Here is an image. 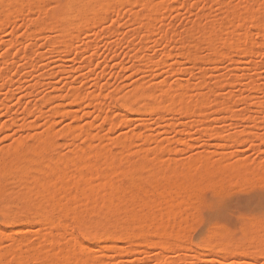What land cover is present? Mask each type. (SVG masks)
I'll return each instance as SVG.
<instances>
[{"label": "rangeland", "instance_id": "1", "mask_svg": "<svg viewBox=\"0 0 264 264\" xmlns=\"http://www.w3.org/2000/svg\"><path fill=\"white\" fill-rule=\"evenodd\" d=\"M45 1L46 0H44V2ZM51 2L52 0L46 1V3L49 4ZM132 2L133 0H125V3H132ZM169 2L170 0H156L154 2L156 6L150 8L149 10H146L143 14L138 12L135 8H131V7L124 8L123 5H121V7L118 10H114V12L112 13H108V14L104 13L105 16L115 15L118 18H122L124 27L123 29H117L116 31L106 30V34L102 33L100 36L96 34L97 33L96 21L89 23L90 25L86 29L82 28L86 26L79 25L81 26L82 29L81 31L79 30L80 33H76V34L78 35L80 34V35L78 36L74 32L75 36L79 37V38L77 37V39H75V41L76 40L77 41L74 42V44H76L74 47L76 48L74 50L73 47L72 48L73 51L71 49V53L68 52L70 53L68 55H66L67 53H65L64 51L62 52L63 49L65 50L63 45L51 46L50 41H53L57 37V30H55L53 26L52 28L51 26L44 27L41 29L42 31H40L39 29H36L37 28L36 23H29L28 20L26 19V18H30L31 16H39L40 17L39 21L41 22L50 21V19H48L49 15L54 10L50 11V13H48L49 11L47 10L39 12V10L36 11L37 9H35V11H30V9L32 8H26L25 7L26 5L24 4L23 10L21 9L22 14L16 12L18 14L14 15L13 12L14 9L12 10V8H10L12 7V5L6 7V9L0 13L1 18L4 19L0 22V68L1 66L3 68L4 65L5 66L8 65V67L11 65V68L9 67L11 70L9 69L10 72H7V70H3V71L1 70L3 73L0 71L2 73L0 74L2 75V77H4L1 78L0 76V84L1 82L4 83L3 82L4 80L9 81L7 82V84L5 81L4 86L2 84V87H0V129H3V131H0V151H2L3 148L9 147V145L12 144L15 141V139H18L19 137H26L29 134L41 133L45 129V127L51 122V120H53L55 123L54 131L55 133H58L56 134L55 137L57 143L56 151L60 149L59 153L58 152L56 153H58L57 156H59L60 158L62 156H64L63 158H66L65 155L68 154L69 156L70 153L72 154L71 150L74 149L73 148L74 146L71 145L72 143L71 138L64 133V128L70 126L71 124L73 125V127L77 126L78 128L77 127L75 128L81 129L80 131L78 130V132L81 133L82 131V136L84 134L83 129L84 131L91 129V131L90 130L89 131L91 132L92 136L88 137L90 139H87L86 138L87 136L85 137L79 136V138H77L79 140L76 142H78L77 144L80 145L86 144L89 151L90 149L93 151L91 153L94 156L100 155L99 159H103V157H101L103 156V154L104 157L105 155L108 154L111 155L112 157L111 162L113 163L110 167L111 172L112 170H114L113 166L116 168L119 167L117 168V170L115 169L116 172L118 170H122L124 167L123 164L124 162H126V159L124 160L121 159L124 162L119 161L120 159H117V161H115L117 156L114 157V155H118L117 158H119V155L121 156V158L128 156L127 157L128 160H134V159L142 160V157H144L143 153L146 154V151L151 149L150 150L151 152L147 151L148 154L150 153V157H151L154 154L153 153L151 155L152 152L159 150L158 148L155 149L154 146L160 144L163 147H165L163 150L166 151L165 154H163L164 156V158L162 157L163 160L160 159L162 162L159 161L161 162L160 164L162 165L157 164L158 160L155 159L152 160L150 158L152 161L149 160V163H147L148 161L144 163L143 168L146 169L150 168V170H154V168L156 169L158 167L157 169H160L161 166L163 167V162L167 163L168 161L171 164L174 163V165H178L177 163H181V164L184 163L186 165L191 158L199 156L201 154L206 155L207 153H209V155L207 156H210L209 158L211 159V161L212 160L215 162L224 161L223 163H225L224 165H226V167L225 166L224 167L226 169L227 168L231 169L235 165L234 164L235 161L238 159V163L236 162V165L238 164L240 168L241 167L248 168L247 170H245L247 172L248 171L251 172L253 170L252 172L253 174L255 173L254 174L255 177L253 175L252 177H250L252 172L247 175L248 176L247 179L244 177L247 181L244 178L236 179L234 177L232 180L231 178L229 179V177L226 180L227 178L226 177L223 180V182L220 183L223 185H220L219 183L215 184L214 180L213 182L210 181L212 182L211 187H209L210 186L209 181H206L207 183L204 181L203 183L205 184L203 185L202 183L201 189L197 191L198 194L196 193L197 197H195L196 195L194 194L192 196V198H194V200L193 199L192 200L194 201L195 205L192 203L193 201L192 202L190 201V204L192 203L193 207H191L192 205H189L187 208L183 207L184 209L180 207V210H182V215H184L185 213L186 214L190 213L189 210L192 208L190 214L182 216L184 217L183 219H185V216H188V218L186 217L187 221H185L186 220L185 219L184 222L182 221L183 219L181 218L180 219L181 224H179L180 225L179 228L183 226V228L187 229V227H185L184 224L188 222L189 225L186 224V226H189V228L187 229L188 231L183 229L185 231L183 232L182 230L181 235L183 236V234H185L183 236L184 238L181 236L179 238L172 239L167 245V249H163L155 245L154 247H150L143 243L137 242L138 240L136 239H134L135 243L133 246H126L124 245L123 241L122 240L120 241L119 239L115 241V243L113 242L112 244L106 242L103 238H102L103 240L100 239L98 241L91 242L88 240L87 236H85V233L81 229L82 224L79 221H77L76 223L74 220L70 218H66V219L63 218V221L65 220L64 221L65 224L69 225V223L75 222L73 224L72 223L70 224L71 225L70 228L69 227L57 228L54 229L51 234H48V232L49 231L51 232V230H48V227H46L47 229L42 227L41 228L42 234H46V235H37L36 230H38L37 228L38 226L36 227L35 225L32 228L31 227L24 228L21 225L13 226L11 230L12 233L9 232L8 236L10 235H11L10 237H12V235L13 237L19 236L22 239H24L23 238L24 236L26 237L24 239V241L26 240L25 241L26 243H24V241L22 243L19 238H18L19 240L15 239L16 240L15 242L22 243L21 249L24 248L28 249L29 248L28 246H31L35 248L37 251H44V253H46L52 248L54 247L56 248L58 244L61 243L63 244L64 242L66 243L71 237V230H72V233L74 234L73 236H77L78 242L81 241L85 243L84 246L82 245L80 246L79 244H75V242L73 243L74 241L73 237L72 240L70 239L71 243H73L72 245L75 244V248L77 249L79 254L83 255L84 253H86V255H88L89 253H93V252H94L93 254H95V257L94 256L91 257L92 259L86 258V260L85 259L82 260V258H80V260H82L81 262L78 260L80 264H143L144 260H148L150 264H155L157 258L159 259L160 262H162V264L163 262H167V264H171V262H178V264H264V255L260 256L257 247L256 248L244 247V249H246V253H242L238 255L237 253L236 254H234L233 252L231 253V251L230 253H228V251L227 253L226 251L224 253V250L223 251L221 250L217 253V256L213 258L212 256L210 257V253H211L210 248H212L216 244H219L221 241H223L221 243H224L227 246L230 245L229 247L232 248L231 250H233L236 247L234 246L235 243L233 239H235V241L240 243L244 242V240H247L246 235L235 234L236 227L238 224V212L239 209L241 208V205L238 202L234 201L232 207L227 212L225 213L216 212L210 206L212 200L216 197V193L222 192L226 196L227 191L230 188H233L237 184L246 185V183L248 184V182L250 183L251 181L252 182L255 181V183L258 184L260 181L259 179L260 173L259 176H257L259 172L257 171L259 168V156L258 154L256 156L257 163H253L250 152L244 150L245 145L248 142V130L242 128V125L245 122L239 116L240 114L235 111L236 102L235 101L231 102L233 111H227L226 113L222 112L221 113L222 115L220 114L219 110L217 111V108L219 109V107L221 106L218 104V102L222 101V103H224L223 100L227 101L226 97L228 98V96L230 97L234 96V91H233L234 85L240 88L246 87V85L242 80L241 74L248 72L247 59L243 54L237 53L239 54V56H237V54H235L236 56L232 55V57L236 58V61L232 60L233 61L232 62L228 60L227 64L225 65L222 62L227 60L228 58L225 57L224 55L209 58L208 57L210 53L209 44L213 43V39H214L213 33L216 32V26L217 24L220 23L217 13L213 12L212 9L209 8L205 13L199 14L194 17L192 13L187 9H176L174 11L172 7L167 6ZM212 2L216 3V0H212ZM220 2H224V0H220ZM256 2L258 4V0H256ZM11 12H13L14 18L11 17L13 16ZM227 12L228 11H226L225 8L219 9V13L224 16H227L229 14ZM49 24H51V21L49 22ZM204 29H206L205 32L199 33V30L202 31ZM76 31H78V29ZM59 33L60 32L58 31V35ZM188 34L191 35L190 41L187 40L189 39ZM173 40L175 43L173 42ZM183 42H184L183 46L184 45L187 46L186 44H189V42L193 44L198 43L199 46L196 49L197 61L195 62V64L189 63L187 56L178 55V53L181 52L180 48L182 45L181 43ZM58 47L59 49H57ZM245 47H247V45H245ZM36 49L38 51H36ZM6 50H9L8 51L9 55L7 54L5 55ZM34 50L36 54L38 52L37 55L39 56H37L34 53ZM219 51L221 53H224L220 49ZM230 52L231 51H229L228 54ZM232 53H236V52H232ZM7 56L9 57L11 56L10 57L11 60ZM149 59L154 60L155 63L159 64V66H157V64H155L154 61L150 62ZM177 59L181 60L180 64L176 62L178 61ZM5 60L8 61V63L5 62ZM148 61L151 64L150 63L148 64ZM85 64L87 65L89 64V65L87 66ZM8 67L4 69H7ZM151 69L153 70L152 72H150ZM252 71L253 72L258 71L255 65L252 66ZM4 72L10 74L9 75L6 74L5 76ZM7 75H8V79H7ZM147 75L150 76V78L154 82L153 84L152 83L149 84L150 87H148L149 86L148 80L150 79L147 77ZM142 76L143 78L144 77L148 78V80H145L146 78L144 80L145 83L147 82L146 87H148L152 92L156 88L157 89L161 88L157 86V84L159 83L160 85V82L167 78L168 81L167 80L166 81L169 83L168 84L169 86L170 84L174 85L175 82L178 81H181L183 82V84H185V87L182 90H180L179 93H183L187 95L188 100H190L191 97L192 99H195L199 95L206 94V98L204 100V105H203V111L205 110V114H199V112L197 113L195 112V116H194V113H191V115L190 113L189 114L183 113L182 111L179 110L180 106L178 107L180 103L176 99H174L175 101L178 102L176 105H172V103L174 102L168 100V105L170 102L172 105L170 106L171 107L170 110L169 107L167 108L165 106L166 109H164V107L163 108L159 107L160 109L158 108L152 110L150 112L144 113L143 115L138 114L136 112H131L133 114L132 116L130 111H128V109L121 106L122 105L121 103L124 94L125 96L126 95L128 96V94L130 95L131 92L135 90L133 89L134 86L135 88L137 86L135 84L137 82L139 83L141 79H142L141 81H143V78H141ZM201 77L205 78L206 83L203 81L204 78L202 79ZM201 79L204 82L203 85L205 84L204 86H200L201 84L199 85L200 82L199 80ZM218 81H221V83L222 82L223 83L221 84ZM216 82L220 84V87L214 86ZM71 83L72 84L76 83L75 85H77V88H79V90L82 93H84L82 99L78 103H73L70 98L67 99V97L61 95L63 94L64 90L66 91L67 86H69L68 84ZM186 86H188L189 88ZM206 87L209 89H207ZM157 89L156 92L160 94L159 90ZM58 91L59 92L61 91V94ZM91 92H94L95 94L99 95L98 100H96L94 103L93 101L86 98V95ZM58 93L60 95H57ZM52 96H56V97L58 96V97L57 98L53 97L54 99L53 100ZM42 98L43 101L45 100V98L52 99L53 101H51V103L46 101L43 102ZM229 102L230 101H228V104ZM55 103H58L60 106L57 107V104ZM241 107H243V105H241ZM55 108H60V110L63 108L64 110L66 109V110L76 111L77 117H73L69 115L63 116L62 112H61L62 115L54 114V116H52L53 111L56 110ZM99 108L102 109L103 111L101 112ZM37 109L38 110L43 109L46 115L39 117V114L37 113L38 111ZM121 109L125 111L123 116L124 119L126 118L125 115L128 114L127 120L130 118L131 120L127 121L126 123L124 122L122 123L123 120L121 119L122 120L121 121L120 118L123 111ZM29 110L33 112L31 115L26 114L28 113ZM105 116H108L106 117L108 119L109 118L119 119V124L115 125L113 129L110 128L109 130L110 126L108 125ZM199 123L203 125L206 124L204 128L207 129L204 133H203L204 130L202 131L203 125L200 126L198 125ZM212 127H213L212 131L214 130V128L221 127L222 129L219 130L223 132L221 131L218 132V136L223 134L225 138L223 137L224 138L223 139L221 138L222 137L221 136L220 139L222 140H220L217 134H216L217 138H215V136H213L214 133H212L208 129ZM173 128L174 131L176 129L179 132H176L177 134L173 133ZM171 129L172 132H170ZM225 130L227 131L225 132ZM165 131L168 132L165 133ZM217 131L218 129H215V133H217ZM208 133H210L209 135L210 137L208 136ZM174 134L176 135V137L174 136ZM257 134L259 135V125H257ZM95 135L99 136L100 138L104 137L103 139L104 141H102L103 143L100 144L99 142L100 139L98 137L97 139L99 140L97 139L93 140L94 138L93 136ZM143 135L147 137L148 141H150L151 136L155 137L154 138L155 142L158 140L157 143L159 144L155 145L153 143L154 141L153 142L151 141L150 142L151 144H149L150 145L149 146L147 145L148 141L145 140L144 138V140L147 141L145 145L144 144L145 141L142 140L144 137ZM66 136L69 137V139ZM148 136H150V138H148ZM227 136L228 139H226ZM234 137H236V139ZM32 138H33L32 136H29L27 140L32 142L33 141ZM120 140L121 142H119ZM152 143L154 145H152ZM119 144H122V146ZM58 147L60 148L58 149ZM151 147L154 148L152 149ZM159 152L163 153L161 149ZM60 154H62V156ZM204 155H201L200 157ZM54 156L57 157L55 154ZM114 158L115 160H113ZM152 158H154V156ZM240 159L242 160L244 159L242 162H244L246 166L244 165L242 166L239 164ZM195 161H197L198 163V159H196ZM58 162L61 163L60 161H57V163ZM152 163L153 164L156 163L157 165L152 166ZM221 163L222 162H219V165H222ZM181 164H179L178 166L181 167ZM248 164H250V166ZM166 165L167 164H164L165 167ZM185 165L184 167L188 168V164L186 166ZM228 165L229 167H227ZM59 166L62 169L68 170V168H64L65 167L64 162L59 164ZM198 166L200 165L198 164L197 167ZM72 167H73L72 165L71 167H69L72 173L67 171L68 176L75 175L73 173L75 169ZM184 167L182 166L181 168ZM197 167L194 166L193 169ZM140 168L138 167V169ZM143 168L138 170V175H140L139 178H142L141 180L144 182L145 180H143V178L145 179L147 178L148 172L150 170L149 171L147 170V174H146L145 173L146 169ZM234 168H232L231 170H233ZM193 169L191 171H193ZM241 169L244 171V168ZM160 170L163 169L161 168ZM187 170H189V168ZM116 172L115 173L112 172L114 176L112 174L113 177L111 179L113 180L114 178V182H116L118 178H121V176H119L120 173H116ZM115 174L118 176H116ZM52 175H55V173H52ZM57 175L58 173H56V176ZM161 178L164 177L162 176ZM70 179L68 180L73 182V184L76 183L75 181H73V178ZM161 180L164 181V179ZM234 180L237 181V184L233 182ZM238 180H240V182ZM70 181L69 183H71ZM230 181L231 184H229ZM117 182L122 183L124 182V180L123 178L121 180L118 179ZM158 183L159 182H157V184L154 183V185L160 187L163 182L160 181L161 184ZM212 184L214 187L212 186ZM218 184L219 186H217ZM154 185L152 184L150 188L148 184L149 189H152ZM13 188H15V186H13ZM69 190L68 191L70 192L71 195V192L74 190L73 189L72 190L69 189ZM202 190L204 191L202 192ZM68 191L67 192L64 191L66 193H62L63 191H61L62 194L60 193V198H62L63 196L62 199L63 202L66 199H71L74 197V196L72 197V195L69 196ZM149 194L145 195V198H148V196L150 198L152 196L151 194L150 195ZM65 197L66 199H64ZM60 198L58 197V200L61 203L62 201ZM196 198H198L200 202H198V199L196 200ZM82 203L83 204L80 206L81 202L79 205L77 202V207L78 206L84 207V209L81 208L83 213L86 210L89 211V207L91 208V204L92 207L93 205H95L92 202L91 203L88 202V204L87 202H82ZM196 205H198L197 212H196L197 209ZM194 206L196 207L193 210ZM85 207L88 209H86ZM119 207L125 210L126 204L122 203L119 205ZM186 209L189 212H184V210ZM87 211L85 212V214L87 213ZM57 213L58 211L54 212L53 215L56 218L57 216L58 218L59 217L61 218V212L58 214ZM191 214H193L194 216H191L192 218H189ZM196 214L200 216L198 217ZM213 215L217 216L221 220V223L225 225L228 229H230L231 232L234 233L235 235L229 236L222 234L218 237L217 236L214 237L215 235H213L210 236V239H212V241L210 242L209 238H207V241L208 240L209 241L206 242V240L202 241L205 238V236H202L199 233H195L194 235L189 234L191 232V230H189L190 229L189 222L194 217H198L203 220ZM112 216L113 217L115 216L113 219L115 220L116 213H114ZM118 216L119 215L117 214V217ZM116 220H119V217ZM94 225L97 227L98 231L100 230L99 232H101V230L103 232L105 229V225L102 223H94ZM185 236H187L186 238L188 240L185 239ZM180 238L181 240H179ZM153 239L161 241L162 237L160 239V237L154 236ZM225 239L226 240L229 239L228 242L232 241L231 242L232 244L226 243ZM178 241L180 242L178 243ZM0 242H1L0 250L1 248H3L5 251L6 247H4L2 240H0ZM15 242L12 241V239L9 241L10 248L7 247L6 248L7 251L9 250L11 251L12 248V251H14L15 249L17 250L16 251L17 253L21 251L23 252V250L18 249L20 245L19 247H17L19 243L16 244ZM121 242L123 245L121 244ZM155 243L156 245H158L156 241ZM161 243H164V240ZM161 243L159 242V244ZM180 243L184 245H180ZM196 243L199 244L196 245ZM24 244L25 247L23 246ZM107 244L110 246L112 245L113 248L108 249L107 248L108 246L106 247ZM183 247L184 248L191 247L192 251L191 252L185 251ZM204 247L206 248L210 247V248L206 249ZM179 248L180 250L183 248V250L180 251ZM255 249H257V251H255ZM195 250L197 251L199 250L200 253L202 252L203 254L201 255L203 256L200 255L199 257L198 256L199 252ZM146 251L147 253H145ZM16 252H14L13 255L12 254L10 255V253H12L10 252L9 255H7V257L10 256L9 258L10 260L5 257V259L8 260V263L15 262L11 260L14 258L15 254H17ZM254 253L257 254L255 255ZM35 258L27 257V262H30V264H39L38 262L39 261L42 262V260L44 259V257H41L42 260L39 259L40 257H35ZM5 259L2 260L5 261Z\"/></svg>", "mask_w": 264, "mask_h": 264}, {"label": "bare ground", "instance_id": "2", "mask_svg": "<svg viewBox=\"0 0 264 264\" xmlns=\"http://www.w3.org/2000/svg\"><path fill=\"white\" fill-rule=\"evenodd\" d=\"M46 1L44 2V0H43L44 3H46ZM155 1L149 0L150 3H154ZM26 2H29V1H26V0H0V5H3V6H0V13L3 12L6 9V7H9L7 5H10V6L12 5V7H10V8H12V10L14 9L13 10L14 15L18 14L16 12H19L20 14H22L23 5L24 4L26 5L27 4ZM119 3H120V6L114 7V10H118L121 7V5H123L125 3V0H119ZM114 10L112 12H114ZM30 11H35V9L32 8V9H30ZM36 11H38V10H36ZM13 12H11L12 15H13ZM39 12H40V10H39ZM112 12H106V13L108 14V13H112ZM48 13H50V12H48ZM14 15L11 17L14 18ZM0 19H1L0 22L2 20H4L1 18V14H0ZM48 19H50L51 24H49L50 21H46V19H45V21L47 23L43 22V21L41 22L38 20L39 22H36V26H37L36 29H39L40 31H42L41 29L44 27L51 26V28H52V26H53V28L55 30H57V37L55 39L53 38L54 39V40L52 39L53 41H50L51 46L63 45L65 50L62 47V49H63L62 52L64 51L65 53H67L66 55L70 54L71 49L76 45V44H74V42L77 41V40L75 41V39H77V37L80 35V34L78 35L76 33H80L82 28L86 29L90 25L88 21H84L83 25H82L79 21L74 19L70 24H68L66 26L63 22H61L58 19L56 10H54V11H52V13H50ZM44 25H47V26H44ZM79 25L86 26V27L81 28V26H79ZM79 27H80V29H79ZM77 29H78V31L79 30L80 31L79 32L76 31ZM205 30L206 29H204L202 31L199 30V33H203V32H205ZM58 31L60 32L59 35H58ZM74 32L76 35H78L77 37L75 36ZM188 35H189V39H187V40L190 41L191 35L190 34H188ZM173 42H174V40H173ZM181 44H182L181 45L182 49L180 48L181 52H179L178 55L187 56L188 58L187 57L186 58L188 59V62L191 64H195V62L197 61L196 49L199 46L198 43H195V44L190 43V42H189V44L185 43L187 46H185V45L183 46L184 42ZM48 45H50V44H48ZM75 48L76 47H74L73 49L75 50ZM57 49H59V47ZM73 49H72V51H73ZM209 49H210V53L208 56L209 58L217 57L220 55H224L225 57L228 58L229 55H231V57H232V55L240 53L239 51H236V53H232V51H231L230 52L231 54L230 53L228 54L225 52L221 53L219 51V49L214 45V43L209 44ZM8 51L9 50H6L5 55L6 54L9 55ZM36 51H38V50L36 49ZM68 52H70V53H68ZM34 53H35V50H34ZM37 54H38V52H37ZM37 56H39V55H37ZM237 56H239V54H237ZM7 57H9V56H7ZM29 58H30V56H29ZM7 60H8V58H7ZM10 60H11V58H10ZM232 60L236 61V58L232 57L230 61H232ZM149 61L153 62L154 60L149 59ZM149 61H148V64L150 63ZM178 61H176V62L178 64H180L181 60H178ZM5 62L8 63V61H6V60H5ZM154 63H155V61H154ZM153 64H152V66H153ZM155 64H157V66H159L158 63H155ZM85 65H87V64H85ZM4 66H3V68L1 66L2 69L0 68V71L1 70L2 71L7 70V72H10L11 65L9 66L10 68L8 67V65H6L5 67ZM6 67H8V68L4 69ZM144 68H145V66H144ZM146 70H148V69H146ZM152 71L153 70L151 69L150 72H152ZM1 74H0L1 78H4V77H2ZM6 74L9 75L10 73H5L4 75L6 76ZM8 75H7V79H8ZM147 77L150 80H148V78H146V77H144V78H143V76L141 77V78H143V81H141L142 80L141 79L139 81V83L137 82L135 84L137 86H136V88L134 86L133 89H135V90H133V92H131L130 95L129 94H128V96L127 95L125 96V94H124V96L122 95L123 99H122V103H121L122 105L121 106L128 109V111H130V113L136 112L138 114L143 115L144 113L158 109L159 107L160 108L164 107V109H166V107L167 108L169 107V110H170V108H171L170 106L176 105L179 102L180 105H178V107L180 106L179 107L180 109L179 108L178 109L180 111H182L183 113H186V114L190 113V115H191V113H194V116H195V112L196 113L199 112V114H205V110L203 111V105H204V100L206 98V94L205 95H199L195 99H192V97L191 98L189 97L190 100H188L187 95H185L183 93H179L180 90H182L185 87V84H183V82H181V81H178V82H175L174 85L170 84V86H169L168 85L169 83L167 82L168 81L167 78L165 80L161 81L160 85H159V83L158 84L155 83V84H157V86L161 87L158 89L156 88L160 92V94H158V92H156L155 88H154L155 90H153V92L148 88V87H150L149 84H151V83L153 84L154 82L150 78V76L147 75ZM144 79L148 80V85H149V86L147 85L148 87H146L147 82L145 83ZM202 79L199 80L200 81L199 85L201 84L200 86H204L205 84L203 85V83L204 82L206 83L205 78L203 80L204 82L202 81ZM1 81H3V80H1ZM5 81H6V84H7V82H9L8 80H4L3 82L5 83ZM221 81H223V80H221ZM221 81H218V82L221 83ZM4 83L1 82L0 87H2V84L4 86ZM216 83L214 86L220 87V84L217 83V84H219V85H217ZM75 84L74 83L68 84L69 86H67V89H66V91L64 90L65 93L63 92V94H61V91L60 92L58 91V92L62 96L67 97V99L70 98L73 103H78L82 99L84 93H82L79 90V88H77V85H75ZM143 84H145V85H143ZM151 87H152V85H151ZM186 87H188V86H186ZM207 89H209V88H207ZM59 93L57 95H60ZM53 97H56V96H52V99H53ZM46 98H48V97H46ZM46 98L44 101L49 102V103H51V101L54 100V99L52 100V99H46ZM86 98L93 101V103H94L96 100H98L99 95L95 94L94 92H91V93L86 95ZM229 98H230V96H228V98L226 97L227 101L223 100L224 103H222V101L218 102V104L221 105L219 107V109L217 108V111L219 110L220 114L222 112L226 113L228 111V108L230 106V102L228 104ZM174 99H176L178 102L175 101ZM168 100H170L171 102H174V103H172V105H171V102H170L168 105ZM42 101H43V98H42ZM55 104H57V107L60 106L58 103H55ZM61 106H62V104H61ZM38 109H39V107H38ZM55 109L56 110L53 111L52 116H54V114L59 115L62 112L63 116L69 115V116L77 117L76 111L66 110V109L64 110L63 108L61 110H60V108H55ZM100 110H101V112L103 111L102 109H100ZM124 112L125 111H123L121 118H120V120L121 119L123 120V121L121 120L122 123L123 122L126 123L127 121L131 120V118L127 120L128 114L125 115L126 118L124 119V117H123ZM32 113L33 112L29 110L28 113H26V114L31 115ZM37 113L39 114V117L46 115L45 112L43 111V109L38 110ZM131 115L133 116L132 113H131ZM224 115H226V114H224ZM236 116H238V115H236ZM106 117H108V116H105V118ZM106 119H107L108 125L110 126L109 130H110V128L113 129V127L115 125L119 124V119H117V118L116 119L115 118L114 119L106 118ZM198 125L201 126L203 124L199 123ZM205 125H203V127H202V131L204 130L203 133L207 129V128H204ZM54 127H55V123L53 120H51V122L45 127V129L41 133H34V134H29L26 137H19L18 139H15V141L12 144H10L9 147L3 148L4 150L2 149V151H0V171L8 173V175L5 176L3 178V180H0V185H2L3 189H6V191L0 190V197H3L9 204H12V205L22 204L23 198L25 196H33V197L38 196L39 197V203L36 205V207L34 209H30L28 211H25V209L23 207H16L13 209L14 211L17 212V214L19 215V218H20V223L18 225H21L24 228H30V227L32 228L34 225L36 227L38 226L37 227L38 230H36L37 235H46V234H42V229H41L42 227L43 228L48 227V230H51V232L49 231L48 234H51L52 231L54 229H57V228H68V227L70 228V226H71L70 224L72 222L69 223V225H68V224L64 223L65 220L63 221V218H65V219L70 218V219L74 220L76 223H77V221H79L82 224L83 229H82V226H81V229L85 233V236H87L88 240L91 242H95V241H98V240L103 238L106 242L112 244L113 242L115 243V241H117L119 239L120 241L121 240L123 241L124 245L133 246L135 243L134 239H136V240H138L137 242L143 243V244L150 246V247H154V245H155V246H159L163 249H167V245L169 243H165V241L170 242L172 239L179 238L182 236L181 232L185 228H183V226H181L182 228L180 227L181 229L179 228V226H180L179 224H181L180 219L184 218L182 216L188 215L191 213L192 208L189 210V208H190L189 207L188 210L190 211V213H187V214L185 213L184 215H182V210H180V207L187 208L189 205H192L191 207H193L194 198H192V196H193V194L196 195L197 191H199V189H201V187H202L201 185L204 181L205 182L209 181V183H210L209 187H211V183L213 182V180H214L215 184L216 183L220 184L221 182H223V180L226 177H227L226 180L228 179V177H229V179L231 178V180L233 179V177L236 179L237 178L241 179V178L245 177L247 179L248 178L247 175L253 171L252 170L253 166H252V169H250V170H252L251 172L248 171L249 172L248 173L247 171H245L248 168L241 167V168H244V171H243L238 164L236 165V162L238 163V159L234 163L235 168L233 165H231V166H233L232 168H234L233 170H231L232 168L226 169L225 168L226 165H224L225 163H223L224 161H216V162L213 160L211 161V159L209 158L210 156H207V155H209V153H207V152H206L207 154L205 153L206 155L201 154V155H204L202 157H200L201 155H199V156L191 158L187 162L189 170H187L188 168L184 167V165H185L184 163H182V164L177 163L178 165L181 164V167L182 166L184 167V168H181L178 165H174L173 162H172L173 164H171L169 161L167 163L163 162L164 168L161 166V168L163 170H160L161 168L157 169L158 167L156 169L154 168V170H150V168L146 169V168H143L144 163H146L147 161H148L147 163H149V160L152 161L153 159L158 160V162L163 160L162 157L164 158L163 154H165L166 151L163 150L165 147H163L162 145L157 143L158 140L155 142V139H154L155 137L151 136V138H150V136H148V138H150V141H148L147 137H145L143 135L144 137L142 140H144V138H145V140L148 141L147 145L151 144L150 143L151 141L152 142L154 141L153 143L155 145L159 144L157 146H154L155 149L158 148L159 150L152 152L151 155L153 153L154 154L150 157V153L149 154L147 153V151L151 152L150 151L151 149L149 148L150 150H147L146 154L143 153L144 157H142V160H138V159L128 160L127 159L128 156L121 158L120 155H119V158H117L118 155L113 154L114 157L117 156L116 160H115V158L113 160L117 161V159H120L119 161L124 162L123 160L126 159V162H127V163L124 162V164L121 162L124 165V167L122 165L123 169L118 170L119 172L118 171L116 172L117 168H119V167L116 168L113 166L114 170H112V172L113 173H115V172L120 173L119 176H121V178H118V177L117 178L120 180L123 178V180H124V182L118 183L117 182L118 179L116 178L117 179V181H116L117 183H116V182H114V178H113V180L111 179L114 176V174L110 170V167L113 164L111 162L112 161L111 155L108 154V155H105V157H104V154H103V156H101V157H103V159H99L100 155L97 154L98 156H94L91 153L93 151L91 149L89 151L86 144H84V145L77 144L78 142H76V141L79 140L77 138H79V136L80 137L82 136V131H81V133L78 132V130L80 131L81 129L80 128L77 129L78 128L77 126L73 127V125L70 124V126H67L64 128V133L71 138V142H72L71 145L74 146V147L72 146L74 148L73 150H71L72 154L70 153L69 156H68V154H66L65 155L66 158H63L64 156H62V154H60L62 156L61 158L59 156H57L59 153L60 147H58L59 150L56 151V149H57L56 144L57 143H56L55 137H56V134H58V133H55ZM75 127H77V128H75ZM208 129L212 133H214L215 135L213 134V136H215V138H217L216 134L218 136V132L221 131L219 129H222V128L221 127L220 128H214L213 131H212L213 127L208 128ZM215 129H218L217 133H215ZM89 130L91 131V129H89ZM89 130L84 131V129H83L84 134L82 137L87 136L86 138L90 139L88 137H91L92 134ZM166 132H168V131H165V133ZM170 132H172V129ZM176 132H179V131H177L176 129L174 131V128H173V133L177 134ZM207 132H208V130H207ZM221 132H223V131H221ZM210 133H208V136L210 135ZM61 134H63V133H61ZM175 134H174V136L176 137ZM29 136L33 137L32 139L34 142L33 141L30 142L29 140H27V138ZM95 136H93L94 137L93 140L97 139V137H98L100 139V141H99L100 144L103 143L102 141H104L103 140L104 137L100 138L99 136H96V138H95ZM69 137H67V138L69 139ZM220 137L223 138L224 137L223 134L218 136L219 139H220ZM234 138L236 139V137H234ZM99 139H97V140H99ZM156 139H158V138H156ZM226 139H228V136L226 137ZM220 140H222V139H220ZM147 141H145V143H144L145 145H146ZM119 142H121V140ZM153 143H152V145H154ZM119 145L122 146V144H119ZM161 146H162V148H161ZM154 147H151V148L153 149ZM160 149H161V151H163V153L159 152ZM56 152H58V153H56ZM54 154L59 159L57 157H55ZM153 156H154V158H152ZM121 159H123V160H121ZM196 159H198V163H197V161H195ZM221 160H224V159H221ZM243 160L240 159L239 164L242 166L243 165L246 166L244 164V162H242ZM57 161H60L61 163L64 162L65 167L64 166H62V167L68 168V170L62 169L59 166V164H61V163H59V162L57 163ZM158 162H157V164L159 165L162 161L159 163ZM194 162H196V163H194ZM219 162H222L221 163L222 165H219ZM125 164H126V166H125ZM157 164L152 163V166H156ZM164 164H167L166 167L164 166ZM175 164H176V162H175ZM189 164H191V165H189ZM195 164H197V165L199 164L200 165V166H198L199 168ZM227 164H230V163H227ZM246 164H247V162H246ZM71 165L73 166L72 168L75 169L73 171V173L75 174L74 176H70V175L68 176L67 175L68 174L67 171L72 173V171H70V169H69V167H71ZM160 165H162V164H160ZM248 165L250 166V164H248ZM190 166H191V168H190ZM194 166L197 167V168H194L195 170L193 169ZM220 166H222L223 169ZM138 167L146 169V172H145L146 174H147V170L148 171L150 170L148 172L147 178L146 179L143 178V180H145L144 182L141 180L142 178H139L140 175H138V170H140L141 168L138 169ZM227 167H229V165ZM72 168H71V170H72ZM192 169H193V171H191ZM255 170H257V169H255ZM257 171H259V168ZM52 173H55V175H52ZM56 173H58L57 176H56ZM112 174H113V176H112ZM254 174L252 172L250 177H252V175L254 176ZM116 176H118V175H116ZM162 176L164 178H161ZM257 176H259V172H258ZM67 178L68 179L73 178V181H75L76 183L73 184V182L70 181L71 179L68 180ZM160 178L164 179V181H162ZM259 179H260V176H259ZM67 180H68V182H67ZM235 180L233 182H235L237 184V181H235ZM245 180H244V182H245ZM69 181L71 183H69ZM160 181L163 183L161 184ZM210 181H212V182H210ZM238 181L240 182V180H238ZM258 181H257V183H258ZM157 182H159L161 184L160 187L157 185H154V183L157 184ZM254 183H255V181H254ZM148 184H149L150 188H151L152 184L154 185V187L152 186L153 188L149 189ZM204 184L205 183H203V185ZM219 184L217 186H219ZM229 184H231V181ZM220 185H223V184H220ZM237 185H235V186H237ZM13 186H15V188H17V189L13 188ZM212 186H213V184H212ZM205 187H206V185H205ZM12 188H13V190H12ZM69 189H71V190L73 189L75 191V193H74V191H72L74 194L71 192L72 197L73 196L74 197L71 199H66V197H65L64 199H66L68 201L64 200V202H63L62 201L63 196L61 195L62 198H60V193H61V191H63L62 193H66ZM219 189H220V187H219ZM204 190H202V192ZM64 191H66V192H64ZM69 191H68V194H69V196H71ZM149 193L152 196L150 198H149V196H148V198H145V195H148ZM199 196H200V194H199ZM58 197L61 199V201L63 203L59 202ZM195 197H197V195ZM197 199L198 198H196V200ZM190 201L191 202L193 201L192 202L193 204L192 203L190 204ZM77 202H78V205L81 202L80 206L83 204L82 202H87V204H88V202L89 203L92 202L95 205H93V207H92V204H91V208L89 207V211H87L86 209H88V208L85 207L86 208L85 210L87 211V213L85 214L86 211H84V213H83L81 210V208L84 209V207L78 206V207H80V208H78ZM198 202H200L199 199H198ZM73 203H75V204H73ZM122 203L126 204L125 210L123 208H120L121 206L119 207V205ZM198 205H199V203H198ZM198 205H196L197 207L194 206V208H193V210L195 209V207L197 208L196 212L198 210ZM57 211H58V213L61 212V218L60 217L58 218V216L56 214L55 215L57 216V218L53 215V213L57 212ZM189 211H187V209L184 210V212H189ZM117 212L119 213L118 214L119 220H116L118 218L117 214H116V219L113 220L115 216L113 217L112 215L114 213H117ZM196 215L198 216V214H196ZM191 216H194V215L191 214L189 218H192ZM53 217H55V219H56V223L58 225L57 227L52 226ZM186 217L188 218V216H185V219H186ZM185 219H183L182 221H184ZM66 221H68V220H66ZM185 221H187V219ZM75 222H73V223H75ZM94 223L104 224L105 225L104 231L102 232V230H101V232H99L100 230L99 231L97 230V227L94 225ZM186 224H188V222H186L184 224L185 227H187V229H188L189 226H186ZM15 226H17V225H15ZM100 226H102V225H100ZM20 228H22V227H20ZM71 228H73V227H71ZM187 229H185V230H187ZM185 230H183V232ZM189 230H191V229H189ZM10 232L12 233V231H10ZM3 235H4L3 231L0 230V237ZM73 235L74 234L72 233V230H71L70 239L72 240V237H73V240H74L73 243L75 242V244H79L80 246L85 245L84 242L79 241V242H81V243H79L77 240V236H73ZM184 235L185 234H183V236ZM154 236H158V237H160V239L162 237L161 241L153 239ZM12 237H13V235H12ZM186 237L187 236H185V239H187ZM214 237H216V236H214ZM18 238L23 243V241L26 237L24 236L23 237L24 239H22L19 236L18 237L15 236L12 238V241L15 242L16 241L15 239H18ZM205 238L202 241H205V240H206V242H208L209 240H210V242L212 241V239H210V236L207 237V238H209L208 241H207V238L206 239ZM70 239L66 243L64 242L63 244L62 243L58 244V246L56 248L54 247L51 250L47 251L46 253H44V251H37L35 248H33L31 246H28L29 247L28 249L27 248L21 249L22 243L15 242L16 244L19 243L17 247H19V245H20V247L18 249L23 250V252L21 251V252L17 253L16 252L17 250L14 249V251H12V248L10 251L9 250L10 247L8 248L9 251H7V249L5 248V251H6L5 252L4 249L1 248V250H0V264H3L2 261H4V260H2V259H5V257L7 259L10 258V256L7 257V255H9L10 252H12V253H10V255L11 254L13 255L14 252H16L17 254H15L14 258L11 260V261H15V262L9 261L10 263H8V264H29V262H27V257H29V258L40 257L39 259H41V257H44L43 260L41 259L42 262L38 260L39 261L38 263L39 264H49L50 261H52L54 259H60V258H63L65 256H69L71 259H74L76 261V264H80L79 261L81 262L84 259L86 260V258L92 259L91 257H93V256L95 257V254H93L94 253L93 252V253H89L90 255L89 254L86 255V253H84L83 254L85 257L84 258L83 255H80L79 252L77 251V249L75 248V244L72 245L73 243H71ZM163 240H164V243H161V242H163ZM179 240H181V238ZM233 240L235 241V239H233ZM25 241H24V243H26ZM155 241L157 242L158 245H156ZM225 241L228 244H232L231 243L232 241L228 242L229 239H227V240L225 239ZM244 241H246V240H244ZM68 242H70V243H68ZM76 242H78V243H76ZM159 242L161 244H159ZM179 242L180 241H178V243ZM221 242H223V241H221ZM221 242L219 244L214 245V246L212 244V246H213V247L211 246L212 248L207 247V248L211 249L210 257L212 256V258H213V257L217 256V253L221 250L222 251L224 250V253H225V251H226V253H227V251H228V253H230V251H231V253L232 252L234 254L237 253V255L242 254V253H246V249H244V247H237L235 244L234 246H236V247L233 250H231L232 248L229 247L230 245L227 246ZM0 244H1V242H0ZM121 244H122V242H121ZM197 244H199V243H196V245ZM180 245H184V244L180 243ZM187 245H189V244H187ZM201 245H199V246H201ZM23 246L25 247V244ZM86 246H87V244H86ZM111 246L108 244L106 245V247L108 249L113 248V246L112 247ZM206 246H208V245H206ZM13 248H15V247H13ZM183 248L181 250L179 248V250L182 251ZM204 248H206V247H204ZM184 250L188 251V252L192 251L191 247H185ZM195 251H197V250H195ZM255 251H257V249H255ZM41 252H43V253H41ZM197 252H199V255H198L199 257L201 254H203L202 252L200 253L199 250ZM145 253H147V251ZM258 253L260 254V256L264 255V253H261L259 248H258ZM201 256H203V255H201ZM250 257H251V255H250ZM16 258H17V260H16ZM80 258H82V260H80ZM7 259H5V260L8 261Z\"/></svg>", "mask_w": 264, "mask_h": 264}, {"label": "snow or ice", "instance_id": "3", "mask_svg": "<svg viewBox=\"0 0 264 264\" xmlns=\"http://www.w3.org/2000/svg\"><path fill=\"white\" fill-rule=\"evenodd\" d=\"M119 6V0H52L50 4L44 3L43 0H29L26 4V8L30 7L40 11L56 10L58 19L66 26L74 19L81 24L85 20L89 23L96 21L98 36L102 33L106 34V30L123 29L122 18L115 15H104ZM155 6L156 4L150 3L149 0H133L132 3L123 4L124 8H135L141 14ZM167 6L172 7L174 11L187 9L194 17L211 8L220 20L216 26V32L213 33L214 45L225 53L239 51L247 59L248 72L241 74L246 87L233 86L234 96L229 98L228 111H233L231 102L235 101V111L245 122L242 128L248 130V142L244 150L250 152L253 163H257L256 156L257 154L259 156L260 182L237 185L230 188L226 196L223 193H216L210 206L216 212L225 213L232 207L234 201L238 202L241 208L238 212L235 234L246 235L247 240L243 243L237 241L234 243L237 247H258L261 253H264V0H258V4L256 0H224V2L216 0V3L212 0H170ZM220 8H225L229 14L227 16L220 14ZM26 19L29 23H36L40 17L31 16ZM231 58L229 55L228 59L222 63L226 65ZM253 65L258 71H252ZM257 125H259V135H257ZM7 175V172L0 171V180ZM0 190L6 191L2 185H0ZM38 203V196H25L20 205L9 204L3 197H0V230L4 233L0 240L4 247H10L9 241L12 237L8 236V232L20 223L19 215L13 209L23 207L25 211H28L34 209ZM52 226H58L55 217H53ZM190 229L189 234L199 233L206 238L213 235L218 237L222 234L235 235L215 215L203 220L194 217L190 222ZM165 243L169 242L165 241ZM3 264H8V261L5 260ZM49 264H76V261L65 256L54 259ZM143 264H150V262L144 260ZM155 264H162V262L157 258ZM171 264H178V262H171Z\"/></svg>", "mask_w": 264, "mask_h": 264}]
</instances>
